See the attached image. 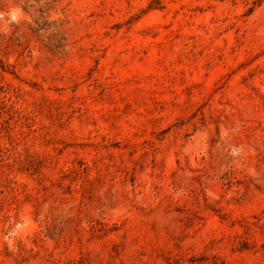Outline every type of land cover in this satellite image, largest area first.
<instances>
[{"label":"rangeland","instance_id":"1","mask_svg":"<svg viewBox=\"0 0 264 264\" xmlns=\"http://www.w3.org/2000/svg\"><path fill=\"white\" fill-rule=\"evenodd\" d=\"M0 264H264V0H0Z\"/></svg>","mask_w":264,"mask_h":264}]
</instances>
